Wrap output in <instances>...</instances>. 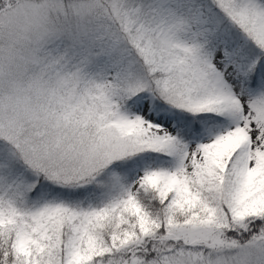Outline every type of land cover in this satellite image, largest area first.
Listing matches in <instances>:
<instances>
[{
    "label": "snow or ice",
    "instance_id": "snow-or-ice-1",
    "mask_svg": "<svg viewBox=\"0 0 264 264\" xmlns=\"http://www.w3.org/2000/svg\"><path fill=\"white\" fill-rule=\"evenodd\" d=\"M0 264H264V0H0Z\"/></svg>",
    "mask_w": 264,
    "mask_h": 264
}]
</instances>
